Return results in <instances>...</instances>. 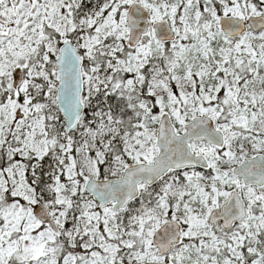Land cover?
Listing matches in <instances>:
<instances>
[{"label":"snow or ice","instance_id":"snow-or-ice-1","mask_svg":"<svg viewBox=\"0 0 264 264\" xmlns=\"http://www.w3.org/2000/svg\"><path fill=\"white\" fill-rule=\"evenodd\" d=\"M0 264H264V0H0Z\"/></svg>","mask_w":264,"mask_h":264}]
</instances>
